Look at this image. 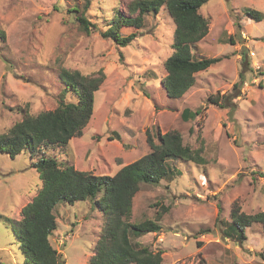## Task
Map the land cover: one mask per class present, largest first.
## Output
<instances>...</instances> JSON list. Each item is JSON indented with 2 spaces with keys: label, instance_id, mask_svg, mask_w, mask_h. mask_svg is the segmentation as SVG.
I'll use <instances>...</instances> for the list:
<instances>
[{
  "label": "rangeland",
  "instance_id": "374dc122",
  "mask_svg": "<svg viewBox=\"0 0 264 264\" xmlns=\"http://www.w3.org/2000/svg\"><path fill=\"white\" fill-rule=\"evenodd\" d=\"M133 1L90 0L86 32L80 12L71 11L83 10L84 0H0V132L24 112L36 115L57 105L61 67L83 75L101 71L81 135L66 146L41 149L78 170L112 175L149 151L146 130L179 131L192 148L202 146L206 163L175 159L173 173L141 185L131 220L166 210L161 230L138 240L163 250L161 264H264L260 224L246 227L243 238L225 235L235 203L246 213L264 209V0H208L200 7L208 33L192 54L221 59L197 72L180 98L168 97L162 85L174 28L164 5L144 13L139 26L112 23L118 13L138 14L130 10ZM246 8L259 11L261 20L246 15ZM108 30L135 36L121 46L104 35ZM210 94H223L228 104L209 102ZM184 108L199 112L185 119ZM32 160L27 152L0 153V264L23 262L15 222L42 184ZM54 213L57 226L49 238L64 264H88L102 226L95 201L58 203Z\"/></svg>",
  "mask_w": 264,
  "mask_h": 264
},
{
  "label": "trees",
  "instance_id": "16d2710c",
  "mask_svg": "<svg viewBox=\"0 0 264 264\" xmlns=\"http://www.w3.org/2000/svg\"><path fill=\"white\" fill-rule=\"evenodd\" d=\"M207 1L134 0L130 10L137 9L136 16L118 13L112 21L118 26H139L144 13L156 12L164 5L174 25L170 43L172 53L163 61L165 75L162 78V85L170 98L182 97L194 85L197 72L221 59L219 56L195 58L192 54V46L208 33V18L199 11ZM89 2L84 0L83 10H76L75 6L71 8V11L80 12L77 20L86 32L92 25L85 16ZM245 13L256 21L262 18L254 9L246 8ZM104 35L111 36L121 46L135 36L134 33L121 35L118 30H108ZM57 75L62 84L57 105L36 115L24 112L19 121L0 132V153L10 157L21 152L30 154L31 158L34 157L30 164L39 171L42 182L32 199L22 206L20 219L15 222L18 224L16 237L19 249L24 257L22 264H64L49 238L57 226L54 209L58 203L73 205L85 200L95 201L102 212V226L94 238L88 264H161L163 250L153 251L138 238L161 230L159 220L166 209L162 207L153 218L131 220L133 198L141 185L158 184L173 173L175 159L204 165L206 159L202 146L192 148L175 129L165 132L156 129L155 133L146 130L149 151L123 165L114 174L78 170L72 163L63 162L41 146H66L72 137L81 135L92 116L95 92L104 75L101 71L97 75H83L78 70L63 67ZM233 87H237V82ZM221 95L210 94L208 101L222 106L228 104ZM198 112V108L194 111L184 108L182 115L185 119L193 118ZM230 218L228 230H225L228 237L243 238L246 227L252 224H260L264 231V209L246 213L235 203L230 209ZM196 243L198 246L201 244L200 241Z\"/></svg>",
  "mask_w": 264,
  "mask_h": 264
}]
</instances>
